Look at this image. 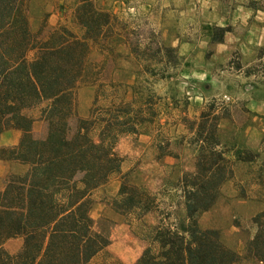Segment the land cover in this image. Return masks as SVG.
Here are the masks:
<instances>
[{
	"label": "rangeland",
	"instance_id": "obj_1",
	"mask_svg": "<svg viewBox=\"0 0 264 264\" xmlns=\"http://www.w3.org/2000/svg\"><path fill=\"white\" fill-rule=\"evenodd\" d=\"M74 4V0H26L30 33H38L40 39L51 29L63 28L79 38L72 20ZM91 4L99 15L108 17L109 34L100 33L94 42L86 43L88 68L73 91L67 135L73 133L76 120H86L90 112L101 118L104 111L116 109L135 121L132 134L115 137L117 174L89 193L87 215L93 230L108 242L113 225H129L131 236L140 241L142 226L152 227L164 216L163 224L182 218L176 182L193 172L191 132L199 113L207 112L213 101L220 117L213 134L230 176L196 223L201 230L216 231L224 247L241 255L244 242L255 232L250 219L264 210V0H91ZM212 29H223L219 44L231 48L221 64L211 59L209 47L219 45L208 41ZM173 42L204 45L202 63L183 65ZM42 107L41 103L24 113L31 119V137L38 140L46 132L39 118ZM88 136L94 140L95 133ZM18 137L14 130L2 132L0 148L14 147ZM235 149L254 159L233 162L230 153ZM23 170L0 161V188L6 176ZM114 183L117 188L123 183L126 188L145 190L153 197L151 212L141 217L135 211L123 216L114 212ZM19 246L17 237L0 245L10 256Z\"/></svg>",
	"mask_w": 264,
	"mask_h": 264
},
{
	"label": "trees",
	"instance_id": "obj_2",
	"mask_svg": "<svg viewBox=\"0 0 264 264\" xmlns=\"http://www.w3.org/2000/svg\"><path fill=\"white\" fill-rule=\"evenodd\" d=\"M72 20L80 31L73 37L63 28L51 29L38 39L26 21V0H0V134L19 133L11 148H0V161L24 170L8 175L0 188V245L9 237L20 239L14 255L0 247V264H87L107 246V237L93 230L87 213L89 193L117 174L119 160L113 153L117 134L133 133V117L126 111L90 112L76 120L67 135L66 121L73 116V91L84 79L86 43L109 34L108 17L99 15L91 0H74ZM223 29H212L210 44H219ZM214 33H217L214 35ZM170 50H166L168 54ZM45 123L42 139L30 134L31 119L25 111L39 104ZM213 101L199 113L190 146L194 167L176 182L183 216L180 220L144 227L140 241L146 244L134 264H253L264 262V210L250 219L255 228L242 246L241 255L224 247L216 231L201 230L197 217L213 205L219 186L230 171L214 138ZM99 113V112H98ZM120 114V119L117 117ZM94 132V140L88 135ZM245 154V153H244ZM233 162L249 163L254 156L240 150L230 153ZM113 201L118 215L136 217L150 213L153 197L145 190L120 183Z\"/></svg>",
	"mask_w": 264,
	"mask_h": 264
},
{
	"label": "crops",
	"instance_id": "obj_3",
	"mask_svg": "<svg viewBox=\"0 0 264 264\" xmlns=\"http://www.w3.org/2000/svg\"><path fill=\"white\" fill-rule=\"evenodd\" d=\"M171 46L175 48L177 54L182 58L183 65H195L197 67L202 63L200 50L201 48H205L204 45L200 46L198 43L173 42ZM209 48L212 53L211 59L217 64L227 61L231 52V48L228 45H224L223 47L220 44L211 45ZM262 177L264 178V173L262 174ZM112 189L115 193L117 183L113 184ZM128 227L129 225L125 226L120 223L113 225L109 232L108 245L95 254L87 264H112V262L113 264H134L141 251L144 249L145 244L131 236ZM257 264H264V262Z\"/></svg>",
	"mask_w": 264,
	"mask_h": 264
}]
</instances>
